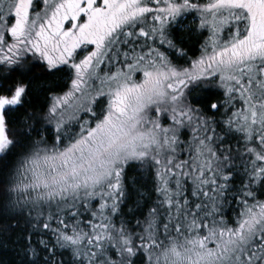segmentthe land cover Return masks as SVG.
Here are the masks:
<instances>
[{
    "label": "snow or ice",
    "instance_id": "1",
    "mask_svg": "<svg viewBox=\"0 0 264 264\" xmlns=\"http://www.w3.org/2000/svg\"><path fill=\"white\" fill-rule=\"evenodd\" d=\"M0 264H264V0H0Z\"/></svg>",
    "mask_w": 264,
    "mask_h": 264
}]
</instances>
